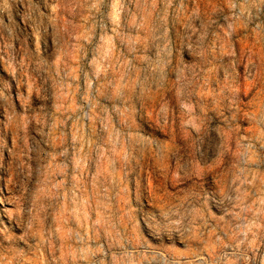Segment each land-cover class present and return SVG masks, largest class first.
<instances>
[{"label":"clouds","instance_id":"clouds-1","mask_svg":"<svg viewBox=\"0 0 264 264\" xmlns=\"http://www.w3.org/2000/svg\"><path fill=\"white\" fill-rule=\"evenodd\" d=\"M0 264H264V0H0Z\"/></svg>","mask_w":264,"mask_h":264}]
</instances>
